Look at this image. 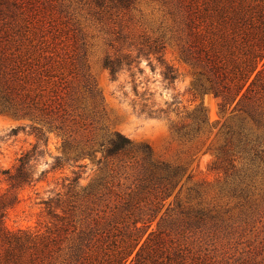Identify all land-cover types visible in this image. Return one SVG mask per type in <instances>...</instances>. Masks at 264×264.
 Wrapping results in <instances>:
<instances>
[{
    "label": "rangeland",
    "instance_id": "374dc122",
    "mask_svg": "<svg viewBox=\"0 0 264 264\" xmlns=\"http://www.w3.org/2000/svg\"><path fill=\"white\" fill-rule=\"evenodd\" d=\"M177 1L202 7L211 0H138L128 11L102 18L92 0H38L32 24L21 28L23 36L14 35L12 49L17 46L30 51L28 41L33 39L35 55H41L40 64L45 63L43 68L57 76L53 79L61 78L72 92L74 114L86 116L92 110L104 108L101 117L97 113L98 117L92 120L80 119L78 115L70 117L68 128L77 140L89 138L92 132L99 136L103 128L119 132L135 144L149 145L158 160L183 169L163 201L146 192L141 201L126 210L125 203L135 188L128 166L115 170L99 198L79 197L71 221L76 227L72 236L82 232L87 239L81 244L77 264H120L122 257L124 264H264V153L249 167L246 160L237 158L234 166L244 170H230L229 176L219 167L215 156V149L223 142L221 129L246 117L243 110L248 104L234 108L233 102L221 109L219 97L210 92L198 94L193 89L195 69L180 57L177 42L169 31L173 21L168 9ZM162 33L164 60L176 69L178 78L173 88H166L161 81V68L156 65L152 71L143 57L139 64L143 73H136L141 82L138 91L147 88L159 107H165L164 101H170L172 95L180 100V110L202 106L209 126L190 140L176 137L170 128L171 121L185 122L184 112H172L169 119L147 117L140 113L142 100L132 89L129 73L121 72L112 80L102 66L105 55L123 45L119 35L140 43ZM245 121L249 126L250 121ZM28 124V119L0 114L1 188L6 187L3 171L11 169L20 154L35 142ZM16 126L26 127L12 135L10 130ZM61 145L62 139L50 133L46 152L32 161L36 177L41 171L46 172V177L21 191L20 202L5 218L8 227L39 232H45L47 227L54 229L55 221L40 201L62 191L63 179L71 178L77 170L73 161L51 168L53 157L62 155ZM100 157L96 150L92 157L79 160L85 165L79 187H90L103 174L104 160L98 162ZM158 201L149 222L147 208ZM178 202L184 208L194 207V213L188 218L179 214ZM197 209L199 213L195 212ZM139 216L142 220L134 223ZM141 245L143 250L137 259L135 254Z\"/></svg>",
    "mask_w": 264,
    "mask_h": 264
},
{
    "label": "trees",
    "instance_id": "16d2710c",
    "mask_svg": "<svg viewBox=\"0 0 264 264\" xmlns=\"http://www.w3.org/2000/svg\"><path fill=\"white\" fill-rule=\"evenodd\" d=\"M137 1L92 0L100 18L118 16L119 12L128 11ZM37 2L0 0V114L28 119L29 133L35 137L31 148L20 154L16 164L3 171L6 187H0V264H77L81 257V244L87 239L81 235L82 232L77 237L72 236L76 227L71 221L79 197L99 198L107 189L108 178L116 174L115 170L128 166L133 173L135 188L125 203V209L129 210L141 201L146 192L163 201L179 181L183 169L158 160L149 145L135 144L119 132H107L103 128L99 136L92 132L85 140H77L73 136L67 124L72 121L70 117L78 115L80 119L90 117L92 120L94 116L98 117L97 113L101 117L104 108L92 110L86 116L74 114L72 92L61 78L53 79L56 75L49 68H43L45 63L40 64L41 55H35L33 39L28 41L31 52L17 46L12 49L14 35L23 36L21 28L32 24ZM177 3L168 9L173 21L169 31L177 42L180 57L195 69L193 89L198 94L210 92L219 97L221 109L233 102L234 108L241 103L248 104L243 110L246 117L223 126L220 131L223 142L215 149L217 164L229 176L230 170L235 173L244 170L234 166L237 158L246 160L249 167L264 153V101L261 102L264 99V81L261 82L264 80V2L211 0L205 1L202 7ZM164 37L162 33L136 43L126 40L125 35H119L123 45L116 47L113 54L105 55L102 66L112 80L121 72L129 73L132 89L142 100L140 113L147 117L169 119L172 112H184L185 122L171 121L170 128L176 137L190 140L209 126L202 106L190 111L180 110V100L172 95L170 101H164L165 107H159L147 88L138 91L141 82L137 80L136 73H143L139 67L143 57L150 63L152 71L156 65L161 68L160 77L166 88H173L178 78L176 69L164 60ZM245 118L250 121L249 126ZM26 126L13 127L10 133L16 135ZM50 133L62 139V155L53 157L51 168H59L65 161H73L77 168L71 178L63 179L62 191L40 201L45 205L48 216L55 221L54 229L47 227L45 232L29 228L12 229L6 225L5 218L8 211L20 202L21 191L46 177L45 171L36 177L32 161L46 152ZM96 150L101 153L98 162L104 160L103 174L90 187L81 188L79 180L85 165L79 160L92 157ZM159 201L147 208L145 215L149 222ZM176 207L181 209L179 214L187 218L194 209L181 207L180 202ZM199 210L195 212L199 213ZM137 219L134 223L142 217ZM64 241L66 244L63 245ZM142 250L143 245L136 251L135 258H139ZM123 259L120 258L118 263L124 264L121 262Z\"/></svg>",
    "mask_w": 264,
    "mask_h": 264
}]
</instances>
